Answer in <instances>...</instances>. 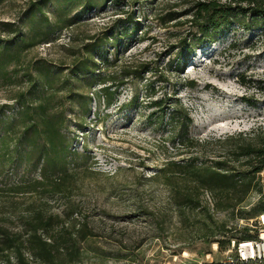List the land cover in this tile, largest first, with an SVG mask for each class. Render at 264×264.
I'll return each instance as SVG.
<instances>
[{
    "label": "rangeland",
    "instance_id": "1",
    "mask_svg": "<svg viewBox=\"0 0 264 264\" xmlns=\"http://www.w3.org/2000/svg\"><path fill=\"white\" fill-rule=\"evenodd\" d=\"M89 1L90 10L86 0L0 1V22L13 24L12 34L0 31V36L11 38L19 29L27 34L30 20L25 16L39 3L53 26L51 41L26 51L20 70L42 61L65 79L73 62L93 53L95 60L107 58L100 69L119 84L108 109L94 101L85 107L64 92L53 100L51 107L66 116L71 148L84 159L76 160L81 171L73 190L46 199L48 212L60 214L67 207L87 222L92 237L80 244V264L229 263L235 258L232 243L254 234L249 222L264 197L254 190L241 210L215 213L213 221L198 211L176 216L167 191L147 181L175 151L165 141L169 127L156 103L167 112L176 102L188 111L189 134L205 142L197 149L208 159L225 151L216 140L264 131V37L234 25L191 51L200 38L192 20L195 4L209 0ZM22 74L17 85L0 79V105L11 108L7 115L17 111L12 98L30 86ZM73 92L87 94L77 82ZM18 176L5 174L6 184ZM208 198L205 193L203 201L211 208ZM3 199L1 212L16 202V213L8 220L17 226L30 199ZM223 225L224 233L205 236Z\"/></svg>",
    "mask_w": 264,
    "mask_h": 264
},
{
    "label": "trees",
    "instance_id": "2",
    "mask_svg": "<svg viewBox=\"0 0 264 264\" xmlns=\"http://www.w3.org/2000/svg\"><path fill=\"white\" fill-rule=\"evenodd\" d=\"M86 1L88 9H92L91 1ZM25 17L30 20L27 34L19 29L11 38L0 36V79L5 85H17L22 71V77H26L30 85L26 92H19L12 98L17 106L16 113L7 115L10 106L0 105V210L4 209L3 197L6 196L11 200L16 196L26 197L30 202L17 226L8 220L16 213L14 200L9 210L0 211V264H80L83 258L80 244L92 237L87 222L78 211H68L67 207L60 214L48 212L46 199L73 190L75 178L81 171L76 160L84 159V155L71 148V140L64 131L66 116L51 104L59 93L64 92L67 98L69 95L70 100H79L85 107L94 101L98 105L102 102L108 109L114 105L119 84L100 69V65L108 64L107 58L95 60L93 53L73 62L65 79L55 75L42 61L20 70L24 53L51 41L53 31L42 3L32 5ZM192 20L200 38L191 51L214 41L234 25L256 30L264 37V0L197 2ZM0 26L2 33L12 34L13 24L0 22ZM75 81L87 90L86 96L73 92ZM156 105L160 119L166 118L169 127L165 141L175 151L147 181H156L167 191L168 206L176 216L185 218L198 211L213 221L215 213L234 214L241 210L254 190L264 197V187L257 177L258 173L264 172V131L216 140L225 151L208 159L197 149L205 142L201 143L189 134L188 111L177 102L168 112L161 102ZM237 163L244 168L241 170ZM5 174L9 179L19 176L6 184ZM205 193H208L211 208L206 200L203 201ZM255 211L254 217L264 212V201ZM225 231L223 225L219 232L206 231L205 236L215 237ZM254 238L255 234L245 235L234 242ZM217 243L223 247L222 242ZM227 264L264 263L237 261Z\"/></svg>",
    "mask_w": 264,
    "mask_h": 264
},
{
    "label": "built area",
    "instance_id": "3",
    "mask_svg": "<svg viewBox=\"0 0 264 264\" xmlns=\"http://www.w3.org/2000/svg\"><path fill=\"white\" fill-rule=\"evenodd\" d=\"M262 187H264V172L257 175ZM250 229L254 231L255 238L251 240L232 243L235 258L233 262L264 263V212L250 220Z\"/></svg>",
    "mask_w": 264,
    "mask_h": 264
}]
</instances>
